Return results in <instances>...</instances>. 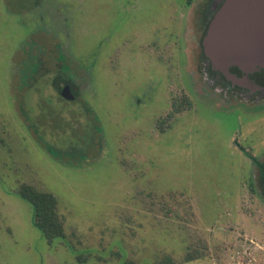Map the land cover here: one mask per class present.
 I'll return each instance as SVG.
<instances>
[{
	"label": "rangeland",
	"instance_id": "1",
	"mask_svg": "<svg viewBox=\"0 0 264 264\" xmlns=\"http://www.w3.org/2000/svg\"><path fill=\"white\" fill-rule=\"evenodd\" d=\"M187 1L0 0V264H264V105L216 108Z\"/></svg>",
	"mask_w": 264,
	"mask_h": 264
},
{
	"label": "water",
	"instance_id": "2",
	"mask_svg": "<svg viewBox=\"0 0 264 264\" xmlns=\"http://www.w3.org/2000/svg\"><path fill=\"white\" fill-rule=\"evenodd\" d=\"M212 2L214 12L201 40L207 63L224 73L230 66L246 71L264 67V0ZM69 92L65 85L62 94L73 97Z\"/></svg>",
	"mask_w": 264,
	"mask_h": 264
},
{
	"label": "flooded vegetation",
	"instance_id": "3",
	"mask_svg": "<svg viewBox=\"0 0 264 264\" xmlns=\"http://www.w3.org/2000/svg\"><path fill=\"white\" fill-rule=\"evenodd\" d=\"M211 7L212 2L209 5L210 14L214 12ZM201 13L202 9L197 8L196 12H192L191 21L198 25L202 17ZM203 61L202 69H204L202 72L209 83V86L205 88L208 89V94H214V100H219L216 103V108L221 107L222 104H224L222 107H226L225 105L228 104L235 106L246 104L248 107L264 105V67L246 71L236 66H230L228 71L224 73L213 68L210 62L207 63V60L204 59ZM199 91L202 93L200 89ZM251 162L255 163L254 160ZM256 166L261 169L264 167L263 164H260L259 167ZM259 179L258 177L256 180L257 184H260L258 183Z\"/></svg>",
	"mask_w": 264,
	"mask_h": 264
},
{
	"label": "trees",
	"instance_id": "4",
	"mask_svg": "<svg viewBox=\"0 0 264 264\" xmlns=\"http://www.w3.org/2000/svg\"><path fill=\"white\" fill-rule=\"evenodd\" d=\"M187 3H189V0L187 1ZM201 15V20L204 21L206 14L202 12ZM206 23L207 22L203 23L202 27L206 26ZM200 54L202 58H204V54L202 53V51ZM55 80L56 81H54V86L57 91L61 92L60 87L62 85V82H64L65 84L67 81L63 78H60L59 75L55 76ZM184 106L186 109H190L191 101L185 98ZM179 111L180 110L176 108L172 109V112L175 113ZM253 160L256 164H259V162L255 158H253ZM258 183H260L258 185L261 189V196L262 198H264V169ZM16 194L29 204L32 212L33 225L40 230L46 241L51 242L55 238H63V219L58 211L57 199L52 193L38 190L36 187L30 184L21 183L17 186ZM186 258L187 259L185 261L196 260L200 258V255L189 253L187 254Z\"/></svg>",
	"mask_w": 264,
	"mask_h": 264
},
{
	"label": "bare ground",
	"instance_id": "5",
	"mask_svg": "<svg viewBox=\"0 0 264 264\" xmlns=\"http://www.w3.org/2000/svg\"><path fill=\"white\" fill-rule=\"evenodd\" d=\"M204 59L206 60L205 56H204Z\"/></svg>",
	"mask_w": 264,
	"mask_h": 264
}]
</instances>
